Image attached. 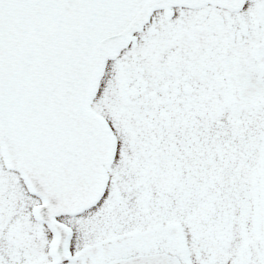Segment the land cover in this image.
<instances>
[{
    "label": "snow or ice",
    "instance_id": "6c2138e0",
    "mask_svg": "<svg viewBox=\"0 0 264 264\" xmlns=\"http://www.w3.org/2000/svg\"><path fill=\"white\" fill-rule=\"evenodd\" d=\"M0 264H264V0H0Z\"/></svg>",
    "mask_w": 264,
    "mask_h": 264
}]
</instances>
